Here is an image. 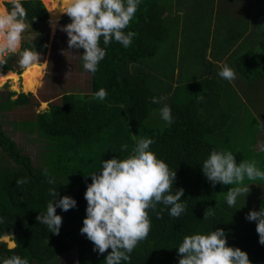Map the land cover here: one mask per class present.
I'll use <instances>...</instances> for the list:
<instances>
[{"label":"trees","instance_id":"16d2710c","mask_svg":"<svg viewBox=\"0 0 264 264\" xmlns=\"http://www.w3.org/2000/svg\"><path fill=\"white\" fill-rule=\"evenodd\" d=\"M165 1L141 0L126 29L136 33L132 43L127 48L115 41L107 46L98 70L89 73L86 93L63 91L43 111H37V101L31 94L19 93L13 98L16 94L9 90L0 96V111L24 113L25 118L15 125L35 134L45 147L40 164H34L0 123V216L4 217L0 235L10 233L18 244L9 249L0 242V257L14 252L27 256L30 264H52L74 252L76 264H102L110 249L98 255L92 251V243L79 233L86 207L83 193L91 182L85 175L98 171L101 159L123 158L130 153L135 144L132 135H137L151 137L154 143L150 150L176 172L173 191L183 188L181 199L186 208L179 217H170L166 209L159 217L148 210L151 228L130 253L128 264H177L174 247L184 235L216 228L225 230L227 244L245 251L251 264H264V245L258 243L255 222L238 219L235 206L229 207L224 198L219 199L222 185L212 186L199 166L211 149L222 150L217 140L230 132V121L240 117L243 103L237 95L228 93L224 104L226 80L209 78L204 73L198 84L201 90L186 101L180 99L185 89L192 91V87L187 80L184 86L171 87L172 70H166L162 62L169 40L167 17L161 15ZM21 3L26 9L25 23L37 35L32 43L21 41V48L33 44L43 61L48 13L39 0ZM252 24V44L233 63L240 77L260 82L264 88V7L253 16ZM60 42L67 49V44ZM55 43L53 40L51 48H57ZM16 60L15 54L10 55L0 69L19 74L22 68ZM79 67L85 71L80 59ZM99 88L108 93L103 101L91 98ZM198 96L203 98L198 100ZM152 97H157L159 103H153ZM256 102L255 105L260 103ZM163 104L170 106L173 122L162 129L146 127L145 123ZM122 145L127 148L121 150ZM24 177L27 183H15ZM52 187L59 195L71 196L77 202L74 209H56L62 217L58 234L48 233L46 226L35 219L38 212L46 209L48 189ZM260 206L264 207V201L257 202L254 210ZM161 207L157 204L156 211Z\"/></svg>","mask_w":264,"mask_h":264},{"label":"clouds","instance_id":"9594fccd","mask_svg":"<svg viewBox=\"0 0 264 264\" xmlns=\"http://www.w3.org/2000/svg\"><path fill=\"white\" fill-rule=\"evenodd\" d=\"M140 2L141 0H56L53 10L67 16L69 22L58 25L50 21V25L53 30L58 27L59 31L66 34L65 51L70 53L76 50L71 56H79L82 68L95 74L111 42H118L124 48L132 43L136 33L126 29ZM25 17L26 9L21 0H8L7 3L0 0V66L13 54L17 56L16 63L21 68L47 63L46 60L42 61L41 53L33 44L30 48H21L27 27ZM59 18L57 16L56 20ZM80 49H83L82 53L79 52ZM207 59L212 61L211 56ZM212 62L218 65L217 75L220 78L227 81L235 79L236 73L227 63ZM107 95L106 89L99 88L92 93L91 98L103 101ZM202 98L197 97L198 100ZM152 102L159 103V100L152 97ZM158 112L160 119L166 124L173 122L168 104H163ZM259 127L264 129V124L260 123ZM132 137L135 144L130 153L123 158L113 156L107 160L101 159L99 170L85 175L91 178V182L86 184L83 193L86 207L79 233L92 243V251L98 255L110 249L102 264H128L130 253L139 241L147 237L151 228L148 210L159 217L166 209L170 217H179L186 208L181 199L183 188L173 191L176 172L150 150L153 139L137 135ZM125 148L127 145H122L121 150ZM261 150L264 151V145ZM199 166L202 176L212 186L217 183L236 185L224 192V199L229 207L235 205L241 195L245 201L250 191L249 184H243L245 178L250 181L264 179V170L257 167L256 161L241 160L237 163L230 150L211 149ZM27 180L24 177L17 179L15 183L21 185L27 183ZM49 183L52 181L49 180ZM48 194L50 199L46 209L38 212L35 219L38 224L46 226L48 233L58 234L62 217L56 214V209L68 211L74 209L77 202L71 196L59 195L56 187L49 188ZM157 204L163 205L159 211H156ZM245 219L255 222L258 243L264 245V207L250 209ZM3 222L4 217L0 216V223ZM10 238L11 242L7 247H17L18 244L10 233L0 235V240L7 241ZM174 248L178 257L177 264H251L245 251L227 244L226 233L222 228L186 234ZM0 264H30V261L27 256L22 257L13 252L9 256L0 257Z\"/></svg>","mask_w":264,"mask_h":264},{"label":"rangeland","instance_id":"374dc122","mask_svg":"<svg viewBox=\"0 0 264 264\" xmlns=\"http://www.w3.org/2000/svg\"><path fill=\"white\" fill-rule=\"evenodd\" d=\"M50 1L53 3L54 0H49V2ZM4 2H8V0H4ZM259 4H262L264 7L263 1ZM68 22L69 18L67 16L60 15L59 20H56L53 23L63 25ZM46 27L47 48L43 61L46 60L47 63L42 64L44 68L41 70L40 76L36 81V86L32 91L24 89L22 84L23 78L21 73L25 68H22L19 74L0 69V76L5 75L6 73L15 75L14 78L10 75L4 76L3 79L0 80V96L5 95V92L9 90L16 94L13 98H15L19 93L31 94L37 101V111L47 109L48 103L57 101L63 91H67L72 94H83L88 91L89 85L88 72L82 71L79 67V56L75 58L71 56L75 54L76 50H72L68 53L65 51L67 49H63L61 46L62 43L60 41L66 43V34L59 31L58 27L53 30V26L49 23V18ZM36 38L37 35L30 29L29 26H27L24 31V38L22 41H33ZM53 40L56 41L55 44L57 48H51ZM48 56H51V58ZM187 67L189 69V66ZM160 75L161 74H158L159 77ZM196 81L199 80H188L189 83H194ZM198 84L199 82L194 84L195 89L192 91H187V89H185V94L181 96L180 99L186 101V99L191 97L194 93H198L201 90V88L198 87ZM230 89L229 85L227 86V89H224V104L227 103L226 97ZM262 92L263 93L258 98L260 99V103L258 105H249L248 103L241 105L240 117L234 121H230V124H232V127L229 130L230 132L227 133L226 137L219 138L217 141L222 150H230L234 153V158L237 163L241 160H254L257 163V167L264 170V151L261 150V146L264 145V129L259 127L260 123L264 124V89ZM24 118L25 114L21 112L8 113L0 111V123L3 128L16 142L19 149L29 155L34 164L39 165L45 152L44 143L35 134L23 131L15 125L16 121H21ZM166 125L167 124L160 119L158 110H156L145 123L146 127L156 129H162ZM243 184H249L250 191L246 195L245 201L243 195H241L237 198L236 204L233 206L236 208L237 218L246 222V213L250 209L254 210L257 202L261 200L264 201V179L257 178L250 181L245 178ZM234 186L236 185H222L219 199L224 198V192H226L229 187ZM0 242L5 243L7 246L8 243L11 242V238L7 241L0 240ZM52 264H76V254L74 252L64 254Z\"/></svg>","mask_w":264,"mask_h":264},{"label":"crops","instance_id":"0c3cea01","mask_svg":"<svg viewBox=\"0 0 264 264\" xmlns=\"http://www.w3.org/2000/svg\"><path fill=\"white\" fill-rule=\"evenodd\" d=\"M261 1L166 0L161 15L167 17L169 40L162 62L166 70H172L171 87L184 86L189 79L199 80L201 73L221 79L217 75L218 65L212 62L220 61L227 63L236 73L234 80L223 83L226 89L230 86V95H237L243 104H257L263 93V84L240 77L233 59L252 44L253 16L263 9L259 4ZM208 56L212 61L207 59ZM196 82L188 86L193 90Z\"/></svg>","mask_w":264,"mask_h":264},{"label":"bare ground","instance_id":"6f19581e","mask_svg":"<svg viewBox=\"0 0 264 264\" xmlns=\"http://www.w3.org/2000/svg\"><path fill=\"white\" fill-rule=\"evenodd\" d=\"M40 1L45 6L46 10H48L47 13H48V18H49V23L50 21L55 22L56 17L60 16V14L56 12V10H53L56 4V0H54L53 3L51 1L49 2V0H40ZM51 10H53V12L50 13L49 11ZM43 68H44L43 65H35L31 68H25L23 70L21 75L23 78L22 84H23L24 89H26L27 91H32L35 88L36 81L38 80L41 70ZM10 75H12L13 78L15 77L14 74L6 73L5 75L0 76L1 77L0 80H2L4 76H10Z\"/></svg>","mask_w":264,"mask_h":264}]
</instances>
